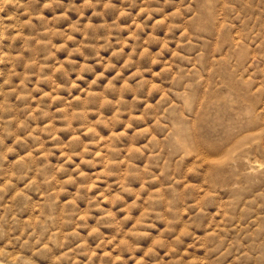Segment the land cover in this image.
Returning a JSON list of instances; mask_svg holds the SVG:
<instances>
[{"label": "rangeland", "instance_id": "374dc122", "mask_svg": "<svg viewBox=\"0 0 264 264\" xmlns=\"http://www.w3.org/2000/svg\"><path fill=\"white\" fill-rule=\"evenodd\" d=\"M0 262L264 264V0H0Z\"/></svg>", "mask_w": 264, "mask_h": 264}, {"label": "bare ground", "instance_id": "6f19581e", "mask_svg": "<svg viewBox=\"0 0 264 264\" xmlns=\"http://www.w3.org/2000/svg\"><path fill=\"white\" fill-rule=\"evenodd\" d=\"M0 264H3V263L0 262Z\"/></svg>", "mask_w": 264, "mask_h": 264}]
</instances>
